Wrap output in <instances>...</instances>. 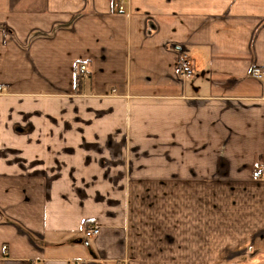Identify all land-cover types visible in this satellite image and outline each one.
<instances>
[{
    "label": "crops",
    "instance_id": "1",
    "mask_svg": "<svg viewBox=\"0 0 264 264\" xmlns=\"http://www.w3.org/2000/svg\"><path fill=\"white\" fill-rule=\"evenodd\" d=\"M114 1L0 0V264H264V0Z\"/></svg>",
    "mask_w": 264,
    "mask_h": 264
},
{
    "label": "built area",
    "instance_id": "2",
    "mask_svg": "<svg viewBox=\"0 0 264 264\" xmlns=\"http://www.w3.org/2000/svg\"><path fill=\"white\" fill-rule=\"evenodd\" d=\"M113 6H114L116 11H119V12L124 11V6H125L124 0H115ZM78 70L82 74H85L87 71L86 64L85 63L79 64ZM193 70L194 69L192 68L190 61L185 56H183L181 61H180L179 70H178L179 77L182 79L188 78L193 74ZM250 74L253 77H256L258 79L264 77V71L258 67H253L251 69ZM258 175L259 174L256 173V176H258ZM99 231H100V227L97 224H89L86 228L85 234L88 237H94L99 233ZM2 248H3L4 252H6L5 251L7 248L6 245H4Z\"/></svg>",
    "mask_w": 264,
    "mask_h": 264
},
{
    "label": "trees",
    "instance_id": "3",
    "mask_svg": "<svg viewBox=\"0 0 264 264\" xmlns=\"http://www.w3.org/2000/svg\"><path fill=\"white\" fill-rule=\"evenodd\" d=\"M78 81H80V77H79V76L77 77V82H78Z\"/></svg>",
    "mask_w": 264,
    "mask_h": 264
}]
</instances>
